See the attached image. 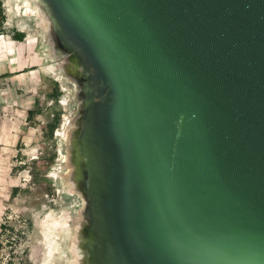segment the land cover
Instances as JSON below:
<instances>
[{"label":"water","instance_id":"1","mask_svg":"<svg viewBox=\"0 0 264 264\" xmlns=\"http://www.w3.org/2000/svg\"><path fill=\"white\" fill-rule=\"evenodd\" d=\"M79 89L98 264H264V0H41Z\"/></svg>","mask_w":264,"mask_h":264},{"label":"rangeland","instance_id":"2","mask_svg":"<svg viewBox=\"0 0 264 264\" xmlns=\"http://www.w3.org/2000/svg\"><path fill=\"white\" fill-rule=\"evenodd\" d=\"M15 2L0 0L14 40L9 56L2 55L0 44V225L9 220L12 228L0 236V264H14L10 258L25 257L31 264H75L71 244L87 201L84 192L69 190L71 173L62 157L70 159L71 148L61 133L64 122L78 119L83 102L64 73L67 54L57 55L50 31L37 25L38 16H26L27 8L18 14L12 7ZM21 43L26 44L22 50ZM15 188L19 190L12 195ZM49 215L69 220L66 231L56 232L52 252L42 226ZM30 219L32 229L28 231Z\"/></svg>","mask_w":264,"mask_h":264},{"label":"bare ground","instance_id":"3","mask_svg":"<svg viewBox=\"0 0 264 264\" xmlns=\"http://www.w3.org/2000/svg\"><path fill=\"white\" fill-rule=\"evenodd\" d=\"M32 2H34L37 7H34ZM12 7L20 15L22 14V8H27L25 15L30 16L34 14L38 16L37 25L50 31V41L54 52L57 55H62L65 53L68 56L63 63V70L67 76V81L71 83L74 88L78 89L79 92V89L85 82L86 73L84 72L77 58L59 45L54 24L45 5L41 2V0H16L15 5ZM28 40L29 43L33 41L31 36H29ZM25 45L26 44L23 43L20 44L21 50ZM52 70H57V67H52ZM82 95L83 93L79 92L78 96ZM62 130L63 131L61 135L66 141L70 143L71 148L70 159L65 156L62 157L64 163L66 164L67 170H69V173H71L67 179L71 185L69 190L70 192H74L76 190L83 192L85 190L83 186V176L85 175L86 170L88 172L89 153L81 137L82 112L74 123H72L71 120L64 122ZM60 132L61 131L59 130L58 134H60ZM71 168H73L72 172L70 170ZM68 222L69 220L67 216L55 218L49 215L43 220V235L46 240V246L49 248L50 252H52L51 245L54 243L53 238L56 232L64 230L66 231L68 228ZM90 225L91 214L88 212V210H86V212L83 214L82 220L75 227V233L71 244V251L75 264H98L97 256L92 249L94 240L89 233ZM47 261L48 260H46V262Z\"/></svg>","mask_w":264,"mask_h":264},{"label":"trees","instance_id":"4","mask_svg":"<svg viewBox=\"0 0 264 264\" xmlns=\"http://www.w3.org/2000/svg\"><path fill=\"white\" fill-rule=\"evenodd\" d=\"M5 18H6V16H5L3 10L0 9V31L3 28V22L5 21ZM59 93L60 92H59L58 84H56V96H58ZM34 114H35V112H32V111L29 112V115H31V116H34ZM55 118H56V121H59L60 113H57ZM18 190H19V188L13 189L12 195H15L18 192ZM9 228L12 229L9 220H7L4 224H1L0 225V229H1L0 236H4ZM27 229H28V231H30L32 229V220L31 219L27 222ZM2 245H3V241L0 239V257H1ZM26 252H27V250L25 251V253ZM12 257H14V256H12ZM10 262L14 263V264H31L27 257L18 259V261H14L13 258H10Z\"/></svg>","mask_w":264,"mask_h":264},{"label":"crops","instance_id":"5","mask_svg":"<svg viewBox=\"0 0 264 264\" xmlns=\"http://www.w3.org/2000/svg\"><path fill=\"white\" fill-rule=\"evenodd\" d=\"M6 16V15H5ZM10 20L8 18V16H6L5 21L3 22V28L0 31V44L2 45V55L4 56H9V50L11 48V45H13L14 40L12 39V37L10 36V34L13 33V30L10 29ZM7 40H6V39ZM6 45V47H4L3 45Z\"/></svg>","mask_w":264,"mask_h":264}]
</instances>
